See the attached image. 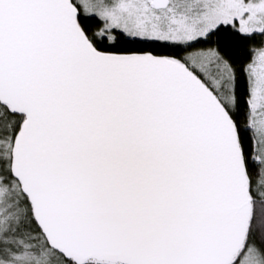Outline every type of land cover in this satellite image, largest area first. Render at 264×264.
Returning a JSON list of instances; mask_svg holds the SVG:
<instances>
[{"label":"snow or ice","instance_id":"snow-or-ice-1","mask_svg":"<svg viewBox=\"0 0 264 264\" xmlns=\"http://www.w3.org/2000/svg\"><path fill=\"white\" fill-rule=\"evenodd\" d=\"M0 264H264V0H0Z\"/></svg>","mask_w":264,"mask_h":264}]
</instances>
